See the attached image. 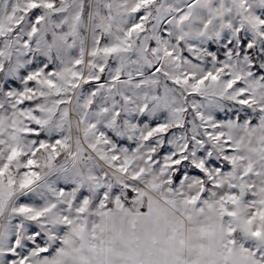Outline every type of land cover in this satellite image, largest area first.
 <instances>
[{
	"label": "snow or ice",
	"instance_id": "obj_1",
	"mask_svg": "<svg viewBox=\"0 0 264 264\" xmlns=\"http://www.w3.org/2000/svg\"><path fill=\"white\" fill-rule=\"evenodd\" d=\"M0 264H264V0H0Z\"/></svg>",
	"mask_w": 264,
	"mask_h": 264
}]
</instances>
